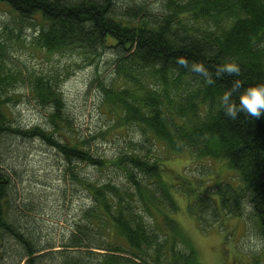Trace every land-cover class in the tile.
Listing matches in <instances>:
<instances>
[{
    "label": "trees",
    "instance_id": "obj_1",
    "mask_svg": "<svg viewBox=\"0 0 264 264\" xmlns=\"http://www.w3.org/2000/svg\"><path fill=\"white\" fill-rule=\"evenodd\" d=\"M0 4L22 22L41 24L32 42L48 53L75 51L88 58L99 57L103 49L114 50L118 60L111 75L117 78L103 87L101 100L112 114L110 131L120 126L143 133L141 147L126 141L132 152L120 151L110 160L96 158L86 143L60 134L57 121L63 102L54 93L59 86L53 76L28 79L38 104L48 109L52 102L57 108V113L50 111L58 133L53 144L67 166L87 164L121 180L92 184L76 174L90 193V205L80 212L76 233L62 252L49 259L41 240L13 217L14 179L2 163L17 138L44 134L39 130L30 136L12 123L6 91L13 85L2 71L0 259L4 243L13 241L16 264H202L174 218L179 211L176 186L165 180L169 170L160 158L162 150L167 156L188 152L199 161H226L239 185L216 188L220 208L214 198L203 202L215 217L221 211L239 215L246 204L264 243V115L255 119L238 113L233 120L221 104L223 95L231 93L230 102L238 106L244 90L264 85V0H157L158 14L145 2L126 8L117 0H0ZM178 58L202 65L213 83L179 66ZM233 62L241 70L239 76H216L217 66ZM236 81L241 87L232 92ZM146 144L153 147L144 153ZM82 223L89 228H80Z\"/></svg>",
    "mask_w": 264,
    "mask_h": 264
},
{
    "label": "rangeland",
    "instance_id": "obj_2",
    "mask_svg": "<svg viewBox=\"0 0 264 264\" xmlns=\"http://www.w3.org/2000/svg\"><path fill=\"white\" fill-rule=\"evenodd\" d=\"M134 2H145L156 14L159 12L157 0H117L124 7ZM40 25L38 21L22 22L8 6L0 4V74L3 71L9 77V85H13L6 91L12 123L25 131L40 128L44 134V138H17L4 152L2 163L14 179L10 198L13 217L41 240V247L52 244L55 251L62 252L74 233L80 212L90 205L87 194L77 186L76 174L91 180L92 184L110 178H115V182L121 180L87 164L67 166L64 156L53 144L58 138L52 135L51 113L35 100L28 79L53 76L63 93L57 121L60 134L83 141L96 158L110 160L120 151L132 152L131 147L125 146L126 141L141 147L143 133L120 126L110 131L112 114L101 100L102 89L110 83L108 79L117 62L115 52L103 49L99 57L88 58L75 51L48 53L32 42ZM54 69L57 75H52ZM100 133L106 135L102 137ZM152 147L146 144L143 152ZM160 153L169 170L165 180L176 186L174 197L179 211L174 218L196 247L201 263L264 264V243L248 206L243 204L239 215L221 211L215 217L203 202L210 203L209 199L214 198L220 208L216 188L226 183L239 185L237 174L227 162L199 161L188 152L170 156L163 150ZM4 244L0 264H16L17 245L13 241Z\"/></svg>",
    "mask_w": 264,
    "mask_h": 264
},
{
    "label": "clouds",
    "instance_id": "obj_3",
    "mask_svg": "<svg viewBox=\"0 0 264 264\" xmlns=\"http://www.w3.org/2000/svg\"><path fill=\"white\" fill-rule=\"evenodd\" d=\"M177 64L181 67L189 69L191 72L203 76L207 83H213L212 79L209 77L208 71L202 65L196 63L189 65V62L184 58H178ZM224 73L239 76L241 70L234 62L217 66L216 76L220 77ZM240 87L241 85L239 81H236L233 84L232 92L239 90ZM230 96L231 93H225L221 98V104L227 117L235 120L238 113H245L247 116L259 119L262 115H264V85L250 87L244 90L239 97L238 106L235 103L230 102Z\"/></svg>",
    "mask_w": 264,
    "mask_h": 264
},
{
    "label": "bare ground",
    "instance_id": "obj_4",
    "mask_svg": "<svg viewBox=\"0 0 264 264\" xmlns=\"http://www.w3.org/2000/svg\"><path fill=\"white\" fill-rule=\"evenodd\" d=\"M106 50H112V49H106ZM114 51V50H113ZM115 52V51H114ZM116 54V53H115ZM115 60L117 61L118 60V57H115ZM53 71V73H52V75H57V71H56V69H54V70H52ZM117 78V75H115V74H112V75H110V77H109V79H108V83L110 82V81H115V79ZM54 93H55V95H56V97H61L60 98V101L62 100V91L60 90V88H58V89H56V91H54ZM49 108H48V110L49 111H51V112H53V113H57V108L56 107H54L53 105H52V102L49 104ZM41 131V129L40 128H35V129H32L31 131H28V133L29 134H31V136L34 134V132H36V131ZM58 133H54V134H52L53 136L54 135H57ZM57 138H58V136H57ZM74 168V167H73ZM73 171V170H72ZM80 180V181H79ZM81 180H82V178H78V180H77V186H79L80 187V189H81V191H83L84 193H86L87 194V196H88V198L90 199V193H89V191H84V189L81 187ZM209 212H210V210H209ZM221 213V212H220ZM81 220V216H79V218H78V221L77 222H79ZM76 222V223H77ZM78 225V224H77ZM22 227H23V225H21ZM24 227H26V226H24ZM79 227L80 228H89V224L88 223H82V224H80L79 225ZM259 231V230H258ZM76 233V231L74 230V233L71 235V237L74 235ZM259 235H260V233H259ZM261 237V236H260ZM262 239V238H261ZM46 251L44 252V253H47V255H49V256H46L47 258H49V259H51L52 257H53V255L55 254V252H57V251H55V247H54V245H52V244H45V246L43 247ZM92 251H95V250H92ZM60 253V252H59ZM43 254V253H42ZM41 255V254H40ZM51 255V256H50ZM45 257V259H47Z\"/></svg>",
    "mask_w": 264,
    "mask_h": 264
}]
</instances>
